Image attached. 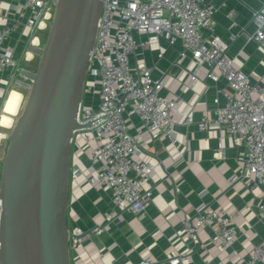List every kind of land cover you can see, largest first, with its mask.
Instances as JSON below:
<instances>
[{"label":"built area","instance_id":"1","mask_svg":"<svg viewBox=\"0 0 264 264\" xmlns=\"http://www.w3.org/2000/svg\"><path fill=\"white\" fill-rule=\"evenodd\" d=\"M57 1L0 0V4H7L5 9L0 7L3 20L0 23V73L7 72L6 79L0 78V82L4 81L6 86L20 82L15 75H19L21 69L14 48L6 45L7 39L20 25L32 36L49 18V11L54 10ZM214 9L213 0H103L87 62L83 98L76 113L80 126L72 132L71 146L89 147V163L85 169L90 171L86 180L93 187L109 190L111 209L106 213V221L117 216L118 211L140 215L152 201L150 174L155 164L139 157L144 134L147 133L151 140L167 137L172 143L177 141L172 114L181 98L160 94L163 82L152 76V66L136 63L134 73L129 66L132 54L160 39L171 46L179 41L180 57L189 54L193 60L189 87L193 88L199 80L196 73L203 65L207 78L226 80L229 90L220 91L223 101L214 98V116L204 115L196 123L201 130L223 129L239 146L241 173L233 175L231 181L239 180L245 187L259 190L256 211L264 220V79L252 83L245 73L234 67L233 58L225 54L227 44L213 33ZM226 15L231 17L230 12ZM251 22L254 31L248 40L264 49V1L253 10ZM134 32L145 36L135 40ZM162 55L161 51L158 56ZM95 93V104V99L92 103L85 100L87 94L93 98ZM132 116L140 119V126L133 124ZM192 122L193 112H185L181 123ZM82 172L81 168L70 167V179L76 180ZM1 206L0 199V214ZM205 225L213 227L208 241L228 250L229 261L205 258L203 264L264 262V236L252 245L249 253L238 255L233 248L237 230L231 223V216L220 214L205 202L194 208L192 216L186 215L181 220L175 234L193 241L198 229ZM104 227L99 224L87 230L69 229L70 246L100 233ZM189 250L172 253L167 257L168 263L186 264ZM235 256L237 258L232 259ZM130 264L160 262L145 257Z\"/></svg>","mask_w":264,"mask_h":264},{"label":"crops","instance_id":"2","mask_svg":"<svg viewBox=\"0 0 264 264\" xmlns=\"http://www.w3.org/2000/svg\"><path fill=\"white\" fill-rule=\"evenodd\" d=\"M263 1L213 0V33L227 44L225 54L233 58L234 67L245 73L252 83L264 79V49L253 40H248L249 34L254 31L252 12ZM0 7L5 9L7 4L1 3ZM228 12L231 17L226 15ZM46 27L47 18L32 36L21 25L10 34L6 45L14 48V56L21 68L22 63L33 60L35 50L37 52L40 49L43 36L47 35ZM133 36L139 40L145 34L134 32ZM180 49L179 41L171 46L160 39L150 47L132 54L129 64L133 73L136 63L145 62L152 66V76L161 78L163 82L160 94L178 95L181 98L176 112L172 114L177 141L172 143L167 137L151 140L145 133L140 145L139 157L155 164L150 174L152 201L144 213L137 215L118 211L117 216L106 221V213L111 209L109 190L106 187H93L86 180L90 171L85 169L89 163V147L79 144L71 146L70 166L81 168L83 172L76 180H69L67 226L69 229L80 227L87 230L95 225H105L100 233L70 246L71 264H130L145 257L154 258L160 264H169L168 256L186 248L190 249L186 264H203L205 258L229 261L228 250L208 241L212 226L200 227L193 241L186 237L181 239L175 234L181 220L186 215L192 216L194 208L201 202L220 214L231 216V223L237 230L233 248L238 251V255L249 253L252 245L264 236V220L258 217L256 211L259 190L249 189L239 180L231 181L233 175L241 173L239 146L232 142L223 129L201 130L196 123L204 115L214 116V98L223 101L220 91L229 90L227 82L223 77L217 81L207 78L206 66L203 65L196 73L199 80L193 88L189 87L193 60L189 54L180 57ZM161 51L163 55L159 57ZM26 67L29 69L28 65ZM6 76V71L0 73V78L6 79ZM23 83L28 84L27 79ZM4 87L6 85L1 81L0 101ZM15 90L19 94L18 103L14 112H7L10 123L4 125L0 122L2 134H5L3 130L8 131L11 127L12 118L24 98L25 89ZM96 95L92 98L87 94L85 100L92 103L95 99V104ZM190 110L193 112V122L184 125L181 123L183 114ZM4 111L3 103L0 119L6 113ZM131 120L135 126L141 125L137 116H132Z\"/></svg>","mask_w":264,"mask_h":264},{"label":"water","instance_id":"3","mask_svg":"<svg viewBox=\"0 0 264 264\" xmlns=\"http://www.w3.org/2000/svg\"><path fill=\"white\" fill-rule=\"evenodd\" d=\"M103 0H58L0 173V264H71L72 132Z\"/></svg>","mask_w":264,"mask_h":264},{"label":"rangeland","instance_id":"4","mask_svg":"<svg viewBox=\"0 0 264 264\" xmlns=\"http://www.w3.org/2000/svg\"><path fill=\"white\" fill-rule=\"evenodd\" d=\"M53 12H54V10H52V9L49 11V18H47V27H46V30H47V31H45L46 33H48V30H49V27H50V23H51V20H52V16H53ZM46 37H47V35H46V36H43V39H42L41 44H40V49H38L37 52H36V50H35V54L33 53V54H34V55H33V60L30 59L31 61H30V62H26V64H25V61H24V62L22 63V68H26V69H28V68L26 67V65H28V67H29L28 70H32V71H34V70L36 69L37 64H38V60H39V57H40V54H41V51H42V48H43L44 43H45V40H46ZM28 63H29V64H28ZM15 77H16V79L19 80L20 82H18V81H17V82H13V83H11L10 85L4 87V88H3V93H2V98H1V101H0V109H1L3 103L5 102L6 95H7V93H8L11 89H14V90H15V89H18V88L25 89V94H24L23 101H22V103H21V105H20V107H19V110L17 111V113H16V114L13 116V118H12L13 122H12L11 127L13 126V124H14V122H15V120H16V117H17L18 114L21 112L22 107H23V104H24V101H25V99H26V97H27V94H28V91H29V86H28V84H24V83H23V81H26V79H25L24 77L20 76V74H19V75L16 74ZM27 82L29 83L30 81L27 79ZM96 88H97V87H96ZM11 127L9 128L8 131H4V130L2 131L3 133H5L6 138L2 139V142L0 143V173H1V168H2V163H3V158H4L5 150H6V147H7V144H8L7 136H8V133H9ZM0 129H2V128H0Z\"/></svg>","mask_w":264,"mask_h":264},{"label":"bare ground","instance_id":"5","mask_svg":"<svg viewBox=\"0 0 264 264\" xmlns=\"http://www.w3.org/2000/svg\"><path fill=\"white\" fill-rule=\"evenodd\" d=\"M19 94L16 92V90L11 89L5 98L4 102V114L1 115L0 122L4 125H8L10 123V116L7 114V112H14L17 103H18ZM4 137V134L0 133V140Z\"/></svg>","mask_w":264,"mask_h":264}]
</instances>
